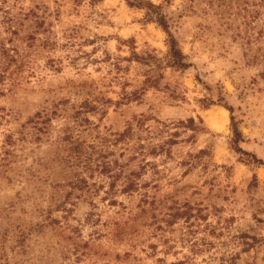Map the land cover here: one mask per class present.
Instances as JSON below:
<instances>
[{"label":"clouds","instance_id":"obj_1","mask_svg":"<svg viewBox=\"0 0 264 264\" xmlns=\"http://www.w3.org/2000/svg\"><path fill=\"white\" fill-rule=\"evenodd\" d=\"M0 204V264H264V0H0Z\"/></svg>","mask_w":264,"mask_h":264},{"label":"rangeland","instance_id":"obj_2","mask_svg":"<svg viewBox=\"0 0 264 264\" xmlns=\"http://www.w3.org/2000/svg\"><path fill=\"white\" fill-rule=\"evenodd\" d=\"M11 208V204L8 206L0 204V238H7L12 228ZM16 227H19V225Z\"/></svg>","mask_w":264,"mask_h":264}]
</instances>
